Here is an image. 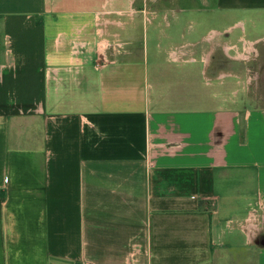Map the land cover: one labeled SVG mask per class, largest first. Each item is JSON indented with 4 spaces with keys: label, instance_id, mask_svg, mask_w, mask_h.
Segmentation results:
<instances>
[{
    "label": "crops",
    "instance_id": "1",
    "mask_svg": "<svg viewBox=\"0 0 264 264\" xmlns=\"http://www.w3.org/2000/svg\"><path fill=\"white\" fill-rule=\"evenodd\" d=\"M214 1L0 0V264H264V0Z\"/></svg>",
    "mask_w": 264,
    "mask_h": 264
},
{
    "label": "rangeland",
    "instance_id": "2",
    "mask_svg": "<svg viewBox=\"0 0 264 264\" xmlns=\"http://www.w3.org/2000/svg\"><path fill=\"white\" fill-rule=\"evenodd\" d=\"M140 6L139 0H136L134 9L139 11ZM144 9L145 11L155 10L160 14L167 13L168 15H172L176 13L177 16L180 17L178 21L179 33L185 34L189 30L188 25L191 24L193 28L196 27L197 29L201 28L202 31H208V36L212 34V29L222 31L229 24L233 23V20L236 18L235 16L242 15V11L234 12L232 9L219 7L215 4L214 0H199L197 2L196 0L193 2H190V0H158L154 6H151V4L144 5ZM190 20L192 22H190ZM174 25L175 24H172L169 29L166 28V32H173L175 28ZM222 35L225 36L224 34ZM224 40L227 42L229 40L230 42H235L232 38L230 39V37H224ZM218 59H222V57ZM151 60L153 59L151 58ZM221 61H224L223 63L225 65L228 63L226 58Z\"/></svg>",
    "mask_w": 264,
    "mask_h": 264
}]
</instances>
